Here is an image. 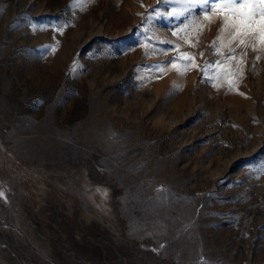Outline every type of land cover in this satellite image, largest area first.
<instances>
[{"label": "rangeland", "instance_id": "1", "mask_svg": "<svg viewBox=\"0 0 264 264\" xmlns=\"http://www.w3.org/2000/svg\"><path fill=\"white\" fill-rule=\"evenodd\" d=\"M172 6L0 0V264H264V52Z\"/></svg>", "mask_w": 264, "mask_h": 264}, {"label": "snow or ice", "instance_id": "2", "mask_svg": "<svg viewBox=\"0 0 264 264\" xmlns=\"http://www.w3.org/2000/svg\"><path fill=\"white\" fill-rule=\"evenodd\" d=\"M84 2H91V0H84ZM163 2V0H161ZM172 8L169 12L167 9L164 13L157 9H152L151 12L154 15H158L159 18H165V14L169 19L188 20L193 14L197 16H203L204 19H210L213 14L223 12L222 27L219 29L216 40L212 44L213 53L223 57V61L235 59L237 52L235 48H230L227 53L222 52V48L226 45L221 44L218 47V42L222 40V34L227 30L228 35L232 37V41L237 44V47L243 45L247 47L246 38L253 43V51H257L255 47L256 40L260 44V51L264 52V0H172ZM197 9L199 12L197 13ZM151 17H149L150 19ZM66 25H57L55 31L63 34V28ZM32 28H36V25H31ZM179 27V25H178ZM44 30V29H41ZM139 30V29H138ZM177 35L176 32L172 33ZM147 39V36H146ZM230 41V43L232 42ZM147 47V45H146ZM178 47V46H175ZM192 47H195L193 44ZM48 51H55L54 48L48 49ZM148 53H146V56ZM203 56V53L200 54ZM244 53H241L243 56ZM184 59L186 62L182 65V69H187L193 66L195 62L194 53H184L183 57H176L170 64H175L177 60ZM260 59L257 56V60ZM222 60L208 61L201 67L199 64L194 66L201 72L202 78H207L208 81H213L217 77V69L221 66ZM167 64L161 66H154L157 71H163L167 68ZM76 67V62L73 63V69ZM181 74H184L181 71ZM216 85L213 84V87ZM231 90V89H230ZM261 171H264V165H261ZM3 193L0 192V197Z\"/></svg>", "mask_w": 264, "mask_h": 264}]
</instances>
